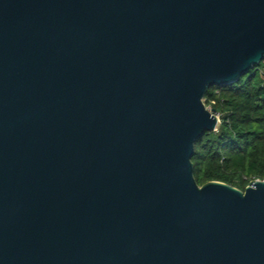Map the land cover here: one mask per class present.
<instances>
[{
  "label": "water",
  "instance_id": "obj_1",
  "mask_svg": "<svg viewBox=\"0 0 264 264\" xmlns=\"http://www.w3.org/2000/svg\"><path fill=\"white\" fill-rule=\"evenodd\" d=\"M263 62L264 0H0V264H264V181L192 162Z\"/></svg>",
  "mask_w": 264,
  "mask_h": 264
},
{
  "label": "trees",
  "instance_id": "obj_2",
  "mask_svg": "<svg viewBox=\"0 0 264 264\" xmlns=\"http://www.w3.org/2000/svg\"><path fill=\"white\" fill-rule=\"evenodd\" d=\"M205 104L220 115V124L196 143L197 183L222 182L244 191L251 181H264V62L236 83L212 87Z\"/></svg>",
  "mask_w": 264,
  "mask_h": 264
},
{
  "label": "built area",
  "instance_id": "obj_3",
  "mask_svg": "<svg viewBox=\"0 0 264 264\" xmlns=\"http://www.w3.org/2000/svg\"><path fill=\"white\" fill-rule=\"evenodd\" d=\"M212 109V108H211ZM217 116H218V118H219V120H220V115L219 114H217Z\"/></svg>",
  "mask_w": 264,
  "mask_h": 264
},
{
  "label": "rangeland",
  "instance_id": "obj_4",
  "mask_svg": "<svg viewBox=\"0 0 264 264\" xmlns=\"http://www.w3.org/2000/svg\"><path fill=\"white\" fill-rule=\"evenodd\" d=\"M209 109H211V107H208Z\"/></svg>",
  "mask_w": 264,
  "mask_h": 264
}]
</instances>
